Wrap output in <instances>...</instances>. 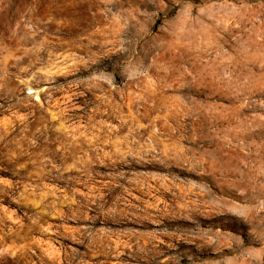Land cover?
<instances>
[{"label": "rangeland", "instance_id": "374dc122", "mask_svg": "<svg viewBox=\"0 0 264 264\" xmlns=\"http://www.w3.org/2000/svg\"><path fill=\"white\" fill-rule=\"evenodd\" d=\"M0 264H264V0H0Z\"/></svg>", "mask_w": 264, "mask_h": 264}]
</instances>
